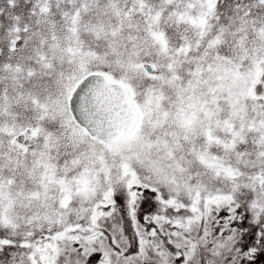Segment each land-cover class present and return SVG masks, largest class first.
<instances>
[{
  "label": "snow or ice",
  "instance_id": "6c2138e0",
  "mask_svg": "<svg viewBox=\"0 0 264 264\" xmlns=\"http://www.w3.org/2000/svg\"><path fill=\"white\" fill-rule=\"evenodd\" d=\"M0 264H264V0H0Z\"/></svg>",
  "mask_w": 264,
  "mask_h": 264
}]
</instances>
